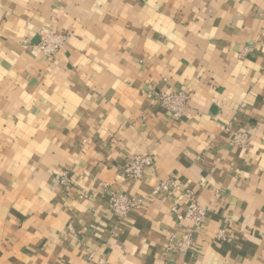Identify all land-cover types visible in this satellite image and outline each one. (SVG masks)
<instances>
[{
	"label": "crops",
	"instance_id": "obj_1",
	"mask_svg": "<svg viewBox=\"0 0 264 264\" xmlns=\"http://www.w3.org/2000/svg\"><path fill=\"white\" fill-rule=\"evenodd\" d=\"M111 191L145 200L120 219ZM0 264H264V0H0Z\"/></svg>",
	"mask_w": 264,
	"mask_h": 264
},
{
	"label": "built area",
	"instance_id": "obj_2",
	"mask_svg": "<svg viewBox=\"0 0 264 264\" xmlns=\"http://www.w3.org/2000/svg\"><path fill=\"white\" fill-rule=\"evenodd\" d=\"M38 47L41 52L52 57L59 52L64 46L68 39V34L63 32H56L51 29H41L39 33ZM160 104L165 107L176 119L182 117L186 107L189 104L190 94L187 90L181 89L179 91L158 93ZM248 141V135L245 132H238L233 136V142L239 145L245 146ZM154 164V158L145 153H139L135 155L126 165L124 174L128 178L141 180L144 178L145 171L148 167ZM62 182L66 185L70 184V180L67 177H63ZM178 186L177 180L174 178L162 180L153 190V195L156 194H171ZM188 197V207L185 215L178 216L190 222L186 229L181 241L177 244L176 248L188 251L194 247L193 237L202 225L203 220L206 216V208L202 206L195 194L188 190L186 193ZM110 197V208L113 213L120 219L127 216L129 211L132 209L140 208L144 203V196H132L127 193L118 194L115 191H111ZM173 210L177 212V208L173 207ZM226 232L221 231L220 237L223 239L232 240L233 237H225Z\"/></svg>",
	"mask_w": 264,
	"mask_h": 264
}]
</instances>
